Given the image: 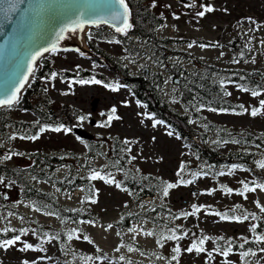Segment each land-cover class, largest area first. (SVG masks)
<instances>
[{"label":"rangeland","instance_id":"obj_1","mask_svg":"<svg viewBox=\"0 0 264 264\" xmlns=\"http://www.w3.org/2000/svg\"><path fill=\"white\" fill-rule=\"evenodd\" d=\"M125 1L140 4L161 21L155 43L130 34L117 37L108 30L109 39L98 41L88 37L95 31L91 29L83 36L84 51L45 55L42 60L56 71L54 78L41 82L47 101L54 108L75 110L83 119L78 127L51 128L33 140L29 132L38 127L37 118L9 107L5 111L14 126L0 141V166L30 172L27 183L34 191L61 211L82 213L93 221L67 223L54 215L51 204L20 202L16 187L0 183V235L20 236L15 245L0 248V264H70L77 255L90 258L89 264H264V240L254 234L264 228V189L259 187L264 184V150L222 142L209 130L264 135V0H189V6L178 0ZM207 7L213 11H205ZM201 11L203 16L197 14ZM82 72L100 76L108 85L81 84L58 75L77 77ZM129 80L150 83L171 112L187 118L198 148L223 156L249 153L255 166L223 167L210 177L212 171L204 172L206 167L175 131L137 102ZM197 85L203 94L194 95L192 87ZM214 85L220 95L205 98ZM210 103L227 104L234 112L202 106ZM253 109H260L256 116L251 115ZM114 141L129 148L119 155L122 164L115 161ZM53 159L58 161L55 168L40 165ZM95 173L105 179H91ZM128 173L176 186L166 196L163 192L137 201L121 187ZM78 182L82 186L70 192ZM245 184L255 191L245 192ZM156 210L165 215L154 217ZM135 216L139 223L125 224ZM155 219L160 224H154ZM34 227L62 233L64 247L36 239ZM173 235L179 239H169ZM205 237V251L186 250ZM231 243H252L257 252L223 255ZM25 244L33 247L25 249ZM62 251H67L64 258Z\"/></svg>","mask_w":264,"mask_h":264},{"label":"trees","instance_id":"obj_2","mask_svg":"<svg viewBox=\"0 0 264 264\" xmlns=\"http://www.w3.org/2000/svg\"><path fill=\"white\" fill-rule=\"evenodd\" d=\"M130 12H131V30L130 35L138 38L140 41H147L149 43H155L154 41V31L158 26H160L161 21L155 20L145 7H142L133 2H126ZM90 32V31H89ZM93 35L90 33L88 37H93L98 41H107L109 39V33L107 29L99 28L95 31H91ZM87 48L92 52L94 49L88 43ZM53 74L56 75L55 69H53L51 63L46 60H40L37 63L34 74L30 81V84L24 90V92L20 95V98L16 102L15 106L11 108H15L21 112H29L33 114L38 121V127H33L29 132L32 136H37L40 134V129L44 128L46 130L51 128H61V129H73L74 127H78V122L81 120L82 115L75 110H70L68 108H54L49 101L46 99L45 88L41 85V82L49 80ZM62 80H97L100 81L103 85H108V83L102 79V77L88 74L87 72L80 73L79 76L74 77L69 74H58ZM131 85L133 86L131 93L132 96L143 105L146 111L149 113L151 117L157 118L161 124L165 127L175 131L179 139L182 143L192 150L195 153L196 159L198 160L201 166L206 167L204 172L209 174L210 177H215L219 174L221 168H229L233 166H241L245 167V169L252 170L255 166V159L249 153L242 154H228V155H220L216 152H212L209 149H201L193 144L192 136H195L193 130L188 127V119L178 117L176 114L170 111V109L161 102L157 89L150 85L148 82H144L142 80H129ZM195 82L201 86H203L202 82ZM192 87V91H194V95L203 94L202 91L198 90L199 86ZM219 86L214 85V87L209 88V95H206L205 98H209L210 96H219L220 91L218 89ZM207 109H216L219 112H234V109L230 108L229 105L219 106L218 104L210 103L207 105H202ZM8 109V108H5ZM5 109L0 110V141L6 136L7 130L14 126V124L10 121L9 115L5 111ZM44 110V111H43ZM19 129V128H18ZM210 132H212L215 136L219 138L222 142H228L235 144L237 146H241V148H255L264 150V135H251L246 133H234L227 132L221 129H216L215 127H210ZM43 132V131H42ZM205 142V141H203ZM113 155L118 154L116 157V162L122 164L119 155L123 152L129 151V148L124 144H118L117 141L113 143ZM118 144V145H117ZM38 162V161H37ZM42 168H55L54 164H58L57 160H46L45 162L42 160L40 162ZM30 172L21 170H12L6 167L0 166V183L8 182L11 185L16 187L20 193V202L24 201H33L36 203H49L55 208L54 215L58 218L64 220L67 223H78V222H89V217L83 215L82 213H70L67 210H62L56 207L55 203L44 196H41L39 193L34 191L31 187L28 186L27 178ZM124 176L123 183L121 187L125 190L131 197L136 199L137 201H142L148 198H153L155 195H159L164 192L166 186L168 184L163 183L157 179H154L149 176L143 175H133ZM39 180H45L43 177H40ZM262 183H264L263 179H260ZM82 185H79V182L73 187L68 188L70 192H74L78 190ZM169 189V188H168ZM167 189V190H168ZM163 214L162 211L156 210L154 217L158 218ZM130 223H139V217H130L125 220V224ZM154 224H160V221L155 219L152 221ZM127 226H123V229H126ZM264 232V228L255 231L254 234L257 236H262ZM32 236L36 239L47 241L52 240L61 244L65 241V237L62 233H57L52 230H46L39 227H34L32 231ZM15 235L7 233L4 235H0V241L3 242L6 239H13ZM208 241V239H206ZM222 245V243H220ZM219 249H225L219 246L216 243ZM231 248V252H239L240 250L248 253L254 254L257 252V247L252 243H246L241 247V245L231 243V247L227 245V249ZM63 258L66 257L67 251H62L60 253ZM90 258L82 257V256H74L70 264H89Z\"/></svg>","mask_w":264,"mask_h":264},{"label":"water","instance_id":"obj_3","mask_svg":"<svg viewBox=\"0 0 264 264\" xmlns=\"http://www.w3.org/2000/svg\"><path fill=\"white\" fill-rule=\"evenodd\" d=\"M189 4L188 1L181 2L182 6ZM127 8V20L132 26L128 5ZM116 10L110 8L106 0H24L23 3L0 0V99H4L8 89L15 87H19L17 96L20 98L30 84L37 63L53 52L51 48L54 44L55 52H75L82 48L86 30L104 28L117 37L129 34L131 27L125 32H118L116 29L122 26L121 21L109 19ZM79 19L101 22L85 23L82 29H68L60 34L61 29H67ZM105 19H108L107 23L103 22ZM45 48L49 51L45 52ZM36 53L40 54L33 60ZM25 76L27 79L23 80L21 87ZM16 102L11 106H0V110L12 107ZM73 133L81 135L78 130H73Z\"/></svg>","mask_w":264,"mask_h":264},{"label":"snow or ice","instance_id":"obj_4","mask_svg":"<svg viewBox=\"0 0 264 264\" xmlns=\"http://www.w3.org/2000/svg\"><path fill=\"white\" fill-rule=\"evenodd\" d=\"M17 3H23L24 0H16ZM106 3L107 5L110 7V8H116L118 10L114 11L113 14L109 17L110 20L112 21H116V20H120L121 23H122V26L121 27H117V31L118 32H125L128 28L131 27V25L128 23V8H127V5L125 4V0H106ZM15 10V9H13ZM205 11H208V12H211L213 11V9L211 7H207L205 9ZM199 16H203L204 15V11H201V12H198L197 13ZM81 16H83V13H81ZM101 22L100 20H83V19H79L77 21L74 22V24L72 25H69L67 29H61V35L62 33L65 31V30H72V31H75L77 30L78 28L79 29H82L83 28V25L85 23H99ZM103 22L107 23L108 22V19H105L103 20ZM57 49H56V46L55 44L52 46L51 48V51L55 52ZM45 52L49 51L48 48H45L44 49ZM40 53H36L32 59L35 60L36 56L39 55ZM29 73L32 72V69L31 67H29L28 69ZM55 77V74H53V78ZM27 77H23L22 78V81H21V87L23 86V80H26ZM79 83L81 84H88V83H100V81H97L95 79L89 81V80H80ZM115 90V89H113ZM244 91H248L247 88L244 89ZM19 92V87H15V88H10L8 89L7 92H5V97L4 99H0V106H11L13 105L14 102L17 101L18 99V96H17V93ZM252 95L253 96H257L259 95L258 92H255L253 91L252 92ZM260 104L262 107H264V100H261L260 101ZM113 113L115 112V109L112 110ZM212 111H216V109H212ZM260 109H253L251 111V115L252 116H256L258 113H259ZM113 117L110 116L109 117V121L112 119ZM115 118H119V117H115ZM81 119H83V117H81ZM45 129L44 128H41L40 131H44ZM54 131H60L61 129L60 128H55L53 129ZM65 131H68L67 129H65ZM38 137L37 136H32L30 137V139H37ZM7 158H10V157H7ZM261 167H264V164L261 165ZM91 179L95 180L97 178H100V179H105V177L103 176H100L99 173H95L94 175H92L90 177ZM106 182L108 183H113L114 181L111 180V179H108ZM183 182V181H182ZM188 183H191V181H188ZM176 185H173V184H168L164 190V195L166 196L167 195V189L168 188H172V187H175ZM260 188L264 189V184H261L259 185ZM229 192H231L232 190L231 189H228ZM244 191L247 192V191H255V189H249L248 185L245 184L244 185ZM241 195H244V192H241L240 193ZM195 207V206H194ZM196 211H199V209H196ZM190 213H185L184 215H189ZM191 214H194V213H191ZM223 219H235L237 221L241 220V217H228V216H224L222 217ZM243 219H247V216H244ZM26 231V230H25ZM149 235H151V233H149ZM71 238V237H70ZM169 239H179V237L177 236H171L169 237ZM206 239H209L208 237H205L203 239H201L199 241V243H193L191 247H189L188 249H186L188 252H191L193 250L197 251V252H203L205 251L203 245H204V242ZM259 240H264V236H261L258 238ZM20 240V236L17 235L15 236L13 239H6L4 240L2 243H0V248H5L7 249L8 247H11L12 245H15L17 243V241ZM33 246L31 244H25V249H31ZM241 247H243V245H241ZM23 250V249H22ZM174 251L176 252H179L180 249L179 248H176L174 249ZM231 251V248H229L227 251H224L223 252V255H228V252ZM261 251H264V249H261ZM242 255H248V253H243ZM175 259V257H174Z\"/></svg>","mask_w":264,"mask_h":264},{"label":"bare ground","instance_id":"obj_5","mask_svg":"<svg viewBox=\"0 0 264 264\" xmlns=\"http://www.w3.org/2000/svg\"><path fill=\"white\" fill-rule=\"evenodd\" d=\"M83 40H84V38H83ZM79 51H84L85 50V48H84V43H83V41H82V48L81 49H78ZM79 51H75V52H79Z\"/></svg>","mask_w":264,"mask_h":264},{"label":"flooded vegetation","instance_id":"obj_6","mask_svg":"<svg viewBox=\"0 0 264 264\" xmlns=\"http://www.w3.org/2000/svg\"><path fill=\"white\" fill-rule=\"evenodd\" d=\"M178 1L180 2V4H181L182 1H188L190 3L189 5L192 4L189 0H178Z\"/></svg>","mask_w":264,"mask_h":264}]
</instances>
